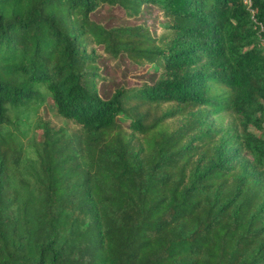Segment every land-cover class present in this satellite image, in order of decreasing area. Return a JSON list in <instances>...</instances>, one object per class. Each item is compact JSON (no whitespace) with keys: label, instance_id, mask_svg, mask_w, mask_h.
<instances>
[{"label":"trees","instance_id":"obj_1","mask_svg":"<svg viewBox=\"0 0 264 264\" xmlns=\"http://www.w3.org/2000/svg\"><path fill=\"white\" fill-rule=\"evenodd\" d=\"M105 7L164 24L108 28ZM122 57L154 79L105 99L101 63ZM47 102L64 124L40 115L27 154L16 121ZM250 127L264 0H0V264H264Z\"/></svg>","mask_w":264,"mask_h":264},{"label":"rangeland","instance_id":"obj_2","mask_svg":"<svg viewBox=\"0 0 264 264\" xmlns=\"http://www.w3.org/2000/svg\"><path fill=\"white\" fill-rule=\"evenodd\" d=\"M159 12L152 8L145 7L142 14L138 18L129 20L123 16V13L119 9H109L107 7L98 11L93 15V19L102 23L108 28L120 26V25H137L143 23L145 26L152 28L154 32L157 28L164 24V21L160 20ZM102 72L107 76L108 83H104L100 86L99 92L105 99L110 97L112 88L115 86L125 85L130 86L147 81L152 82L154 77L146 70H139L135 66L126 61L124 57L119 59L118 62L112 64L109 59L104 60L101 63ZM52 117L56 124H64L59 118L56 117L53 111V105L47 102L45 106L39 109L30 108L28 111L20 114L19 119L16 121V128L20 133V140L25 145L26 153L32 151V143L36 140L41 141L40 130L38 128L39 116ZM207 124L212 127H232L234 125V119L220 115L217 118L207 119ZM206 124V126H208ZM206 126L204 128H206ZM250 132L258 137H262L264 132L253 127L249 128ZM39 135V136H38ZM28 154V153H27ZM248 157L247 155H244Z\"/></svg>","mask_w":264,"mask_h":264},{"label":"built area","instance_id":"obj_3","mask_svg":"<svg viewBox=\"0 0 264 264\" xmlns=\"http://www.w3.org/2000/svg\"><path fill=\"white\" fill-rule=\"evenodd\" d=\"M244 5L251 10L252 8V0H243Z\"/></svg>","mask_w":264,"mask_h":264}]
</instances>
